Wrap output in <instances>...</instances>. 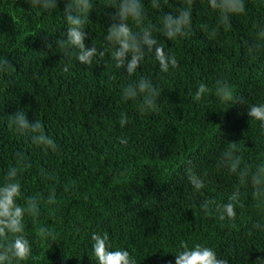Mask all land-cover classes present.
Listing matches in <instances>:
<instances>
[{
    "label": "trees",
    "instance_id": "trees-1",
    "mask_svg": "<svg viewBox=\"0 0 264 264\" xmlns=\"http://www.w3.org/2000/svg\"><path fill=\"white\" fill-rule=\"evenodd\" d=\"M110 2L94 0L88 14L85 44L105 52L89 66L57 45L67 39L65 0L49 12L27 0H0V56L13 66L0 72V185L18 166L16 153H23L31 167L16 178L23 194L17 203L41 197L39 216L24 217L32 255L14 264H97L91 236L105 231L111 250H128L136 264H175L182 241L189 248L211 247L228 264H264V229L254 227L264 225V204L258 205L251 184L218 167L229 142H236L242 167L264 164V127L247 114L250 105L264 103V42L256 39L264 0H245L246 13L232 16L231 28L221 27L215 37L200 26L215 27L219 13L208 0H192L187 35L169 40L153 33L175 53L178 67L163 72L146 52L131 76L116 67L105 39L115 12ZM142 3L145 25L157 27L164 13L187 7L185 0H160L159 8L151 0ZM127 23L139 31L131 19ZM257 43L262 46L250 50ZM141 77L161 90L159 111L142 112L139 99H123V88ZM225 80L242 101L232 105L216 95L217 81ZM201 82L210 91L196 101ZM20 110L29 121L42 122L57 151L16 130L9 116ZM122 112L129 120L124 127ZM190 167L203 176L199 191L187 179ZM237 185L244 207L236 208L234 221L221 220L218 206L229 202ZM52 189L56 202L48 204ZM204 201H214L207 214ZM42 226L54 235L42 239Z\"/></svg>",
    "mask_w": 264,
    "mask_h": 264
},
{
    "label": "clouds",
    "instance_id": "clouds-1",
    "mask_svg": "<svg viewBox=\"0 0 264 264\" xmlns=\"http://www.w3.org/2000/svg\"><path fill=\"white\" fill-rule=\"evenodd\" d=\"M32 7H38L44 12L57 9L58 0H27ZM94 0H65L63 9L64 18L68 25L67 39H61L57 42L60 49L69 58L75 59L84 65H91L93 58L97 56L98 50L95 46H86L85 40L87 33L85 25L88 21V14L92 10ZM187 7L177 10V13H164L161 17V26L147 24L144 21L146 12L142 0H111L109 7L115 9L111 14V23L107 27L105 39L113 48L112 57L116 67L126 70L128 75H133L144 59L146 52L153 53L158 61L161 71L167 72L169 68L178 67V60L175 53L169 49L165 51L164 47L158 44L154 37V32H162L169 40H177L188 34L192 26L191 4L192 0H185ZM212 10L219 13L218 22L215 27L209 28V25H201V30L207 32L209 37H215L219 29L225 30L231 28V17L234 15H243L246 13L245 0H208ZM153 8H159L160 0H151ZM131 19L139 28V31H133L127 21ZM256 39L258 42H264V24H257ZM262 46L257 43L250 50ZM102 59L104 51L98 53ZM13 68L12 64L4 57L0 56V72H6ZM63 71H68L65 65ZM210 89L201 82L195 93V100L200 101L203 94ZM216 95L225 103L235 104L237 98L233 88L225 81H217ZM161 90L155 86L150 79L141 77L138 82L126 85L123 88L122 97L124 100H140V110L159 111L158 98ZM248 116L253 120L260 121L261 127H264V103L252 104L249 106ZM9 120L15 125L16 130L21 134L31 135L32 143L43 146L45 149L57 151V144L49 135L46 134L44 126L40 120L29 121L25 111H16L9 116ZM129 122L125 113L120 114L119 124L124 127ZM120 144L126 145L127 139L121 138ZM17 165L11 167L5 176V183L0 185V264H14L15 262L27 261L32 255V244L25 233V214L33 218L39 216V203L41 197L39 194L25 198V205L21 206L17 200L22 197L21 184L16 179L18 173L23 169L31 167L30 163H25L26 157L23 153H16ZM243 156L236 146V142H229L228 148L221 154L218 167H226L232 174L239 177L240 184H251L253 196L258 205L264 204V164H260L253 169L248 165L241 166ZM22 166V167H21ZM187 179L194 190L199 191L205 187L204 179L193 168H188ZM45 178L54 179V176L43 173ZM206 175V174H205ZM239 185L228 197L229 202L224 204L220 219L227 217L230 220L236 218V208L244 207L241 200ZM48 204L55 203V189L50 191L46 201ZM214 201H204L201 208L205 214L209 212L210 204ZM254 227L264 229V225L256 224ZM78 232L79 229L77 228ZM42 239L47 240L54 235L53 231L47 227L38 229ZM92 249L97 264H136V260L126 249L111 250L112 245L108 232L93 233ZM180 251L175 255V264H228L226 259L219 258L216 252L208 246H202L197 243L191 248L185 242L179 245Z\"/></svg>",
    "mask_w": 264,
    "mask_h": 264
}]
</instances>
